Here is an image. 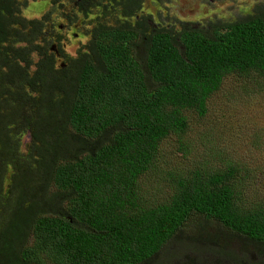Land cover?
I'll return each mask as SVG.
<instances>
[{
  "label": "trees",
  "instance_id": "obj_1",
  "mask_svg": "<svg viewBox=\"0 0 264 264\" xmlns=\"http://www.w3.org/2000/svg\"><path fill=\"white\" fill-rule=\"evenodd\" d=\"M116 4L123 19L96 20L69 58L27 0H0V264H161L193 218L264 245V207L239 201L234 169L173 174L161 203L140 187L226 77L264 79V2L204 30Z\"/></svg>",
  "mask_w": 264,
  "mask_h": 264
},
{
  "label": "rangeland",
  "instance_id": "obj_2",
  "mask_svg": "<svg viewBox=\"0 0 264 264\" xmlns=\"http://www.w3.org/2000/svg\"><path fill=\"white\" fill-rule=\"evenodd\" d=\"M87 1L85 16L79 4ZM27 0L23 15L46 17V33L55 47L60 38L63 52L73 58L87 43L96 20L114 26L122 20L113 0ZM264 0H143L142 14H151L159 26L180 24L204 30L213 21L232 22L251 12ZM110 9L107 18L103 8ZM61 62V61H59ZM207 114L189 116L188 130L161 144L153 167L140 179L147 202L161 203L171 195L173 174L194 170L222 173L234 169L230 186L245 208L264 207V79L258 74L231 75L208 100ZM193 218L176 243L159 257L161 264H264V245L249 242L216 224ZM201 228L203 231H201ZM201 232V233H200Z\"/></svg>",
  "mask_w": 264,
  "mask_h": 264
}]
</instances>
